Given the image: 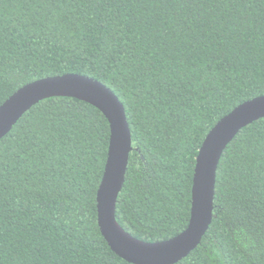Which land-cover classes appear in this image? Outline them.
<instances>
[{
    "label": "trees",
    "instance_id": "16d2710c",
    "mask_svg": "<svg viewBox=\"0 0 264 264\" xmlns=\"http://www.w3.org/2000/svg\"><path fill=\"white\" fill-rule=\"evenodd\" d=\"M66 73L125 107L133 149L118 223L169 239L188 226L205 136L264 95V0H0V105ZM109 139L102 111L72 96L40 100L0 139V264H134L97 222ZM213 204L199 244L171 264H264V117L224 149Z\"/></svg>",
    "mask_w": 264,
    "mask_h": 264
},
{
    "label": "water",
    "instance_id": "95a60500",
    "mask_svg": "<svg viewBox=\"0 0 264 264\" xmlns=\"http://www.w3.org/2000/svg\"><path fill=\"white\" fill-rule=\"evenodd\" d=\"M51 96L85 100L100 109L109 121L107 160L96 194L97 222L110 248L134 264H171L199 244L213 217L216 171L224 149L242 127L264 117V95H260L237 105L212 127L196 156L188 226L174 237L150 242L130 235L116 218L117 197L133 145L125 107L109 87L79 73L26 83L0 105V139L29 108Z\"/></svg>",
    "mask_w": 264,
    "mask_h": 264
}]
</instances>
